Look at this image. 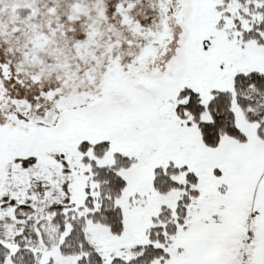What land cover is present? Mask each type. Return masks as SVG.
Segmentation results:
<instances>
[{"label": "snow or ice", "instance_id": "snow-or-ice-1", "mask_svg": "<svg viewBox=\"0 0 264 264\" xmlns=\"http://www.w3.org/2000/svg\"><path fill=\"white\" fill-rule=\"evenodd\" d=\"M0 264H264V0H0Z\"/></svg>", "mask_w": 264, "mask_h": 264}]
</instances>
